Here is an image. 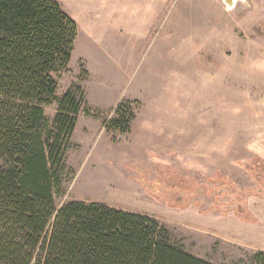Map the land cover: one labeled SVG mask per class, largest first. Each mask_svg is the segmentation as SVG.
Listing matches in <instances>:
<instances>
[{
	"label": "rangeland",
	"instance_id": "obj_1",
	"mask_svg": "<svg viewBox=\"0 0 264 264\" xmlns=\"http://www.w3.org/2000/svg\"><path fill=\"white\" fill-rule=\"evenodd\" d=\"M53 1L77 29L55 97L80 87L88 113L70 139L56 209L96 203L148 216L196 259L255 264L264 253V0ZM119 104L134 116L125 136L106 129ZM57 108H44L48 120Z\"/></svg>",
	"mask_w": 264,
	"mask_h": 264
},
{
	"label": "trees",
	"instance_id": "obj_2",
	"mask_svg": "<svg viewBox=\"0 0 264 264\" xmlns=\"http://www.w3.org/2000/svg\"><path fill=\"white\" fill-rule=\"evenodd\" d=\"M76 36L53 0H0V264H209L172 245L151 217L54 206L78 117L88 114L80 87L55 97ZM133 117L119 104L107 132L127 135ZM254 262L264 264V253Z\"/></svg>",
	"mask_w": 264,
	"mask_h": 264
},
{
	"label": "water",
	"instance_id": "obj_3",
	"mask_svg": "<svg viewBox=\"0 0 264 264\" xmlns=\"http://www.w3.org/2000/svg\"><path fill=\"white\" fill-rule=\"evenodd\" d=\"M225 5L228 6V8L232 7V0H222Z\"/></svg>",
	"mask_w": 264,
	"mask_h": 264
},
{
	"label": "bare ground",
	"instance_id": "obj_4",
	"mask_svg": "<svg viewBox=\"0 0 264 264\" xmlns=\"http://www.w3.org/2000/svg\"><path fill=\"white\" fill-rule=\"evenodd\" d=\"M234 1H235V0H232V5H234Z\"/></svg>",
	"mask_w": 264,
	"mask_h": 264
}]
</instances>
